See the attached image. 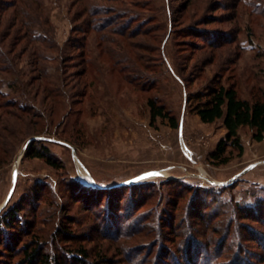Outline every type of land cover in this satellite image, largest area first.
<instances>
[{
  "label": "rangeland",
  "instance_id": "rangeland-1",
  "mask_svg": "<svg viewBox=\"0 0 264 264\" xmlns=\"http://www.w3.org/2000/svg\"><path fill=\"white\" fill-rule=\"evenodd\" d=\"M42 2L56 41L85 46V88L57 100L49 117L52 105L33 97L27 78L16 90L8 86L16 73L0 72V217L18 212L16 232L0 234V264H20L17 248L35 241L66 259L80 245L86 264H174L175 253L199 258L204 247L207 264H224L239 246L258 264L264 249L246 240L264 239L255 218L264 220V138L241 128L242 155L214 166L207 158L225 136L221 120L202 124L186 99L212 81L248 100L264 92V0L102 3L117 13L113 26L140 33L105 34L100 43L91 33L69 36V0ZM20 66L28 72L26 60ZM149 97L168 107L176 129L150 125ZM32 138L62 168L23 158Z\"/></svg>",
  "mask_w": 264,
  "mask_h": 264
},
{
  "label": "trees",
  "instance_id": "trees-1",
  "mask_svg": "<svg viewBox=\"0 0 264 264\" xmlns=\"http://www.w3.org/2000/svg\"><path fill=\"white\" fill-rule=\"evenodd\" d=\"M119 2L120 0H69L67 13L69 12L70 23L74 25L70 29L69 36L83 34L85 39V36L91 33L97 37L96 40L100 43L103 38H106L105 34L108 36L115 34L120 37L128 34L134 37L139 34L138 31L131 29L125 31L118 26H113L114 20L117 19L115 17L117 13L113 7L103 4ZM135 5L137 6V4ZM65 43L59 44L56 41L55 28L45 14L42 0H0V59L6 57L3 59L9 63L0 61V72L11 76H15L16 73V77L11 78L8 82V86L11 88L16 85V90L22 86L19 89L24 91L23 79L27 78L26 85L31 87L34 93L33 97L36 98L40 95L42 104L49 102L52 105L48 109L49 117L54 115L55 105L53 104L57 103V100L59 101L64 96L74 99L84 94L82 89L85 88V83L82 82V78L87 65L83 59L85 46L82 44L77 46L75 43L68 44L67 41ZM5 44L9 48L7 51H5ZM74 58H79L80 62L74 63ZM25 60L28 72L23 73L20 64ZM70 68L75 71L70 72ZM64 88H66V92L63 91ZM186 106L188 111L196 115L202 124H212L221 120L225 136L219 140L207 158L214 166L228 164L232 157V151H235L237 156L242 155L243 145L239 136L241 128L247 127L252 130V138L256 142H261L264 138V92L259 97L248 100L238 96L234 85H224L220 81H212L204 91L189 92ZM147 107L150 125L155 124L159 119L167 121L168 126L172 129L178 127L177 118L165 104L158 103L156 98L149 97ZM18 111L29 112L26 107H19ZM29 124L34 127L37 125L31 121ZM40 130L33 131V135L40 134ZM23 158L42 160L53 169L62 168L61 163L52 156L49 149L40 140H34L27 144ZM99 190H101L99 191L101 194L106 191L102 188ZM103 196L100 195V199L96 201H99L100 205L104 199ZM3 213L5 215L0 217V234L5 232L12 235L16 232L18 212L12 207ZM255 218L257 224L263 225V214ZM18 223L20 224L19 221ZM59 231L66 233L64 230ZM246 241H255L261 249H264L263 237L259 238L254 235ZM7 248L9 249H5V253L8 256H10L8 252L16 254V248H10L8 245ZM197 248L200 250L199 247ZM17 249H19L18 253L21 258L20 264H86L85 260L89 256L88 250L80 245L66 251L68 259L55 253L50 254L43 251L38 241H35L31 248L26 245ZM205 249L206 247L200 250L201 253H204L202 255L204 259L201 256L194 258L191 256L192 253L183 249L179 255L175 253L170 256V260L172 259L174 264H200V260H203V264H207ZM235 251L233 253L235 255L232 254L224 264H253L252 258L242 256L245 252L240 246ZM220 257L221 255L218 258ZM71 261L73 263H70ZM258 262V264H264V255L261 259L259 258Z\"/></svg>",
  "mask_w": 264,
  "mask_h": 264
},
{
  "label": "water",
  "instance_id": "water-1",
  "mask_svg": "<svg viewBox=\"0 0 264 264\" xmlns=\"http://www.w3.org/2000/svg\"><path fill=\"white\" fill-rule=\"evenodd\" d=\"M36 139H37V138H32L31 141L36 140ZM140 179H143V177L140 176V177H138L136 180H140ZM10 193H11V192H10ZM9 197H10V194H9V196L7 197L6 201L9 199Z\"/></svg>",
  "mask_w": 264,
  "mask_h": 264
}]
</instances>
